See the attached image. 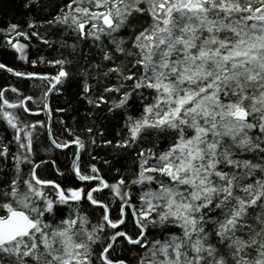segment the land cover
<instances>
[{
  "label": "snow or ice",
  "instance_id": "obj_1",
  "mask_svg": "<svg viewBox=\"0 0 264 264\" xmlns=\"http://www.w3.org/2000/svg\"><path fill=\"white\" fill-rule=\"evenodd\" d=\"M19 9L0 264H264V0Z\"/></svg>",
  "mask_w": 264,
  "mask_h": 264
},
{
  "label": "trees",
  "instance_id": "obj_2",
  "mask_svg": "<svg viewBox=\"0 0 264 264\" xmlns=\"http://www.w3.org/2000/svg\"><path fill=\"white\" fill-rule=\"evenodd\" d=\"M20 0H0V22L7 16L8 18L17 17L20 12ZM0 59L11 62L13 54L11 52L0 51Z\"/></svg>",
  "mask_w": 264,
  "mask_h": 264
}]
</instances>
